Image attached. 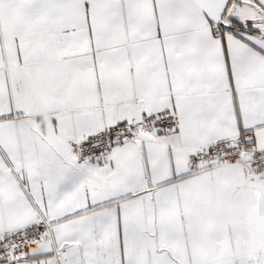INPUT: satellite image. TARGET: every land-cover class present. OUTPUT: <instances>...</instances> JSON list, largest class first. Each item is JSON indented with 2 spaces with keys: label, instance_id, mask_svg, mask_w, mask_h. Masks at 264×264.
Returning <instances> with one entry per match:
<instances>
[{
  "label": "snow or ice",
  "instance_id": "1",
  "mask_svg": "<svg viewBox=\"0 0 264 264\" xmlns=\"http://www.w3.org/2000/svg\"><path fill=\"white\" fill-rule=\"evenodd\" d=\"M0 264H264V0H0Z\"/></svg>",
  "mask_w": 264,
  "mask_h": 264
}]
</instances>
